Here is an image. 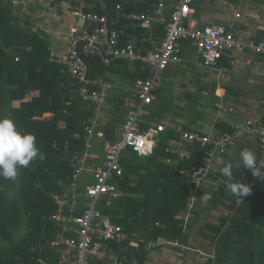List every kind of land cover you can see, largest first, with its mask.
I'll list each match as a JSON object with an SVG mask.
<instances>
[{
	"label": "trees",
	"instance_id": "1",
	"mask_svg": "<svg viewBox=\"0 0 264 264\" xmlns=\"http://www.w3.org/2000/svg\"><path fill=\"white\" fill-rule=\"evenodd\" d=\"M9 7L0 0V117L11 118L18 130L34 134L39 153L29 166L18 169L14 181L0 178V264H57L51 244L54 229L48 220L55 206L48 194L60 189L58 182L69 185L73 181L68 156L82 150L91 112L75 93L66 70L61 72V65L50 60L47 43L27 21L12 16ZM87 63L91 75H104L115 67L103 66L95 58H88ZM141 73L143 78L148 75L146 70ZM44 113L53 118L35 119ZM60 121L63 127L58 126ZM173 137L168 130L160 132L149 156L127 150L119 181L124 195L101 199L104 215L131 235L139 232L142 236L137 248L127 252V264L134 260L143 264L149 240H182L184 235L186 220L177 216L187 209L189 189L196 184L184 175L185 164L165 162L175 160L165 152ZM261 173L251 182V170L240 166L229 183L248 185L250 193L237 197L222 184L209 197L206 208L222 204L228 213L215 223L207 222L201 232L213 249L208 264H264V169ZM125 244L130 243L121 246Z\"/></svg>",
	"mask_w": 264,
	"mask_h": 264
},
{
	"label": "built area",
	"instance_id": "2",
	"mask_svg": "<svg viewBox=\"0 0 264 264\" xmlns=\"http://www.w3.org/2000/svg\"><path fill=\"white\" fill-rule=\"evenodd\" d=\"M193 2L74 0L75 11L82 17L83 25L73 32L64 64L74 81L75 93L86 102L91 115L84 127V146L68 156V165L74 182L81 175L90 176L91 181L83 189H56L48 194L55 206L48 220L54 229L51 244L57 252V264H121V256L114 245L132 242L133 235L104 215L99 205L104 197L114 199L124 195L119 181L123 175L121 159L127 156V150L139 157L153 152L157 143L155 134L143 129L141 124L162 72L167 65L181 60L178 41L188 40L206 67L217 66L220 57L233 64V51L238 46L250 54L264 56V38L239 42L232 29L224 24L197 26L190 23ZM88 58L97 59L103 66L121 61L137 63L148 72L131 87L121 88L126 95L127 110L121 120L113 123L110 136L103 143L100 160L92 152L93 141L106 136L99 129L113 84L104 75H91ZM155 128L157 133L165 129L161 123ZM242 135L258 137L257 165L263 170L264 122L260 120L239 121L224 134L178 130L177 139L168 143L165 152L185 164L184 175L198 183L207 171L205 161L231 149ZM209 174L216 178L215 173ZM256 179L251 172V182ZM158 245L156 240H150L145 249L149 251Z\"/></svg>",
	"mask_w": 264,
	"mask_h": 264
},
{
	"label": "crops",
	"instance_id": "3",
	"mask_svg": "<svg viewBox=\"0 0 264 264\" xmlns=\"http://www.w3.org/2000/svg\"><path fill=\"white\" fill-rule=\"evenodd\" d=\"M3 3L10 6L12 16L29 23L30 29L47 43L50 60L61 65V72L65 70L64 60L71 37L83 25L82 17L75 11L74 0H3ZM189 22L197 26L224 24L232 29L239 42L260 41L264 38V0H194ZM127 29L132 31L131 27ZM177 48L181 60L167 65L162 72L141 124L143 129L154 132L157 143L160 132H155V126L159 123L165 127L161 132L168 130L175 135L167 141L168 145L177 139L178 130L224 134L239 121L264 122V56L250 54L238 46L233 51V64L220 57L217 66L206 67L188 40L178 41ZM122 63L102 73L113 88L102 113L101 127H109L112 118L115 121L125 116L126 95L121 88L131 87L136 79L143 78L144 67L138 68L137 63L123 66ZM258 145L256 135H242L231 149L205 161L207 171L200 182L189 189L187 209L177 216L186 220L182 240L159 238L156 240L159 245L147 252L143 264H208L213 249L201 232L207 222L215 223L220 215L228 213L222 204L206 208L209 197L220 185L228 184L234 171L242 166L239 153L248 149L257 156ZM165 162L179 164L176 159H165ZM229 164L232 175L223 176L221 169ZM209 172L215 173L216 178ZM71 187L75 184L63 190ZM132 235L133 241L120 245L117 250L121 264L129 262L127 252L131 253V248H137L142 240L139 232ZM132 264H136L135 260Z\"/></svg>",
	"mask_w": 264,
	"mask_h": 264
},
{
	"label": "clouds",
	"instance_id": "4",
	"mask_svg": "<svg viewBox=\"0 0 264 264\" xmlns=\"http://www.w3.org/2000/svg\"><path fill=\"white\" fill-rule=\"evenodd\" d=\"M38 153L34 134L21 132L13 119L0 117V178L14 181L18 169L29 166L30 162L37 158ZM239 163L251 170L253 176L262 177L255 154L251 150L245 149L239 153ZM221 174L230 177L232 166L229 164L223 167ZM225 190L237 197L246 196L251 191L248 185L241 182L229 183Z\"/></svg>",
	"mask_w": 264,
	"mask_h": 264
},
{
	"label": "rangeland",
	"instance_id": "5",
	"mask_svg": "<svg viewBox=\"0 0 264 264\" xmlns=\"http://www.w3.org/2000/svg\"><path fill=\"white\" fill-rule=\"evenodd\" d=\"M194 14V13H193ZM37 93H33V95H36ZM52 119L53 118V115L50 114V113H44L42 115V117H36L35 119ZM114 119L112 118L111 119V124L109 125V127H101L99 130L104 132V134L106 136H104V138H94V141H93V148H92V152L97 156V159L100 160L103 158V150H102V146H103V143L106 139H108V136H109V133H110V129L114 123L113 121ZM58 126L59 127H63L64 126V122L63 121H60L58 123ZM91 181V177L88 176V175H81L77 178V180L74 182L72 181L70 184L72 183H75V188L77 190L79 189H83L85 185L89 184ZM59 183V187L60 189H65V187H68L69 185L67 183H63V182H58ZM140 197L142 198V196L140 195ZM108 205H111V202L110 203H107ZM184 212V211H183ZM183 214V213H182ZM152 240V239H151Z\"/></svg>",
	"mask_w": 264,
	"mask_h": 264
}]
</instances>
